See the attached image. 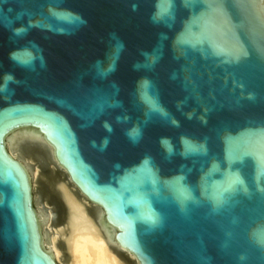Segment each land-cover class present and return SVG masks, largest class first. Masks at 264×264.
<instances>
[{"label": "water", "instance_id": "1", "mask_svg": "<svg viewBox=\"0 0 264 264\" xmlns=\"http://www.w3.org/2000/svg\"><path fill=\"white\" fill-rule=\"evenodd\" d=\"M161 8L0 0V264H54L12 133L44 138L140 264H264V0Z\"/></svg>", "mask_w": 264, "mask_h": 264}, {"label": "bare ground", "instance_id": "2", "mask_svg": "<svg viewBox=\"0 0 264 264\" xmlns=\"http://www.w3.org/2000/svg\"><path fill=\"white\" fill-rule=\"evenodd\" d=\"M6 144L10 158L23 165L26 173L30 172L31 175H27L34 189H38L36 201L43 200L49 208L47 215L42 208L38 209L46 228L42 229V236L40 231V238L41 247L54 264H132L122 252L129 254L135 264H140L133 254L113 241L115 229L103 224L104 210L91 203L72 183L44 138L38 133H12L6 137ZM34 162L36 166H32ZM47 165L53 166L51 172H46ZM57 168L61 169V174ZM49 204L54 207L50 208Z\"/></svg>", "mask_w": 264, "mask_h": 264}, {"label": "rangeland", "instance_id": "3", "mask_svg": "<svg viewBox=\"0 0 264 264\" xmlns=\"http://www.w3.org/2000/svg\"><path fill=\"white\" fill-rule=\"evenodd\" d=\"M6 142H7V140H6ZM6 146H7V144H6ZM18 154L20 155V157H22L23 155L20 153V152H18ZM24 157V156H23ZM25 157H27V156H25ZM26 159H29V157H27ZM33 165L32 166H36L37 165V163L36 162H34V163H32ZM23 166V165H22ZM58 169V168H57ZM56 169V170H57ZM45 170H46V172L48 173V172H51L52 170H53V166H51V165H47V166H45ZM28 173V172H27ZM58 173H62V171H61V169H58ZM30 174V172L28 173V175ZM31 175V174H30ZM31 178V177H30ZM30 181H31V179H30ZM33 182L31 181V186H32V197H33V208L35 209V211H36V214H37V218H38V221H39V228H40V231H41V236H42V229H46L45 228V226H44V224L43 223H41L42 222V220H41V218H40V215L38 214L39 212H38V209L39 208H42V210L44 211V213L47 215V211H48V207L46 206V204L43 202V200H42V202H37L36 201V198H37V195H39L38 194V189H34V186H33V184H32ZM42 203V204H41ZM40 204V205H39ZM39 205V206H38ZM44 205V206H43ZM41 206V207H40ZM46 206V207H45ZM49 207L50 208H53L54 207V205L52 206V204H49ZM104 218H106V217H104ZM103 224H105V226H107V223H106V221H104L103 220ZM110 231H113V230H110ZM115 234H116V230L113 232V234H112V239H113V241H115L114 240V236H115ZM122 255H123V257L126 259L127 258V260H130L131 262H132V264H135L134 263V260L130 257V255L129 254H127V253H125V252H122L121 253Z\"/></svg>", "mask_w": 264, "mask_h": 264}, {"label": "clouds", "instance_id": "4", "mask_svg": "<svg viewBox=\"0 0 264 264\" xmlns=\"http://www.w3.org/2000/svg\"><path fill=\"white\" fill-rule=\"evenodd\" d=\"M9 80H11V77H8ZM188 119H192V114H188L187 115ZM121 118L117 117V121L120 122ZM206 123V120L204 121ZM175 124L178 126L179 122L175 121ZM104 128L106 131H108L109 133L112 131L111 125L108 122H104ZM129 139L133 142V143H138L140 138L142 137V130L139 127H133L132 129L126 131L125 133ZM165 142L170 143V141L168 140V138L166 137H162L161 138V144L163 145ZM109 143V140L107 137H105L100 144V148L101 150H105L107 148V145ZM93 146H96L95 141H93ZM240 259H243V257H241Z\"/></svg>", "mask_w": 264, "mask_h": 264}, {"label": "snow or ice", "instance_id": "5", "mask_svg": "<svg viewBox=\"0 0 264 264\" xmlns=\"http://www.w3.org/2000/svg\"><path fill=\"white\" fill-rule=\"evenodd\" d=\"M172 6V0H162L161 15L166 16L168 9Z\"/></svg>", "mask_w": 264, "mask_h": 264}]
</instances>
